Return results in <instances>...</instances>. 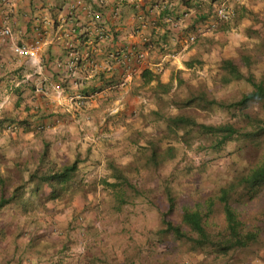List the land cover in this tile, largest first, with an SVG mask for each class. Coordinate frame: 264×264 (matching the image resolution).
<instances>
[{
  "label": "crops",
  "instance_id": "obj_1",
  "mask_svg": "<svg viewBox=\"0 0 264 264\" xmlns=\"http://www.w3.org/2000/svg\"><path fill=\"white\" fill-rule=\"evenodd\" d=\"M215 1L0 0V137L10 142L18 129L31 136L34 130H46L61 121L67 125L58 132L107 136L113 122L108 107L121 104V84L130 81L131 75L140 80L141 72L149 69L162 73L165 82L170 80L164 78L166 75L194 69L196 63L191 67L186 64L195 53L190 46L208 34L199 28L213 18L199 23L197 16L208 6L213 13ZM253 1L261 0L231 3L236 10L232 19H253L257 13L251 6ZM3 29L9 34L1 35ZM192 35L195 41L189 45ZM36 42V59L14 51ZM73 56L77 58L74 64ZM172 82L175 85V79ZM113 87L120 90L116 99L106 97V91ZM75 94L86 97L84 111L77 115L74 111L78 109L69 98ZM115 194H68L59 202L47 203L46 213H51L56 226H48L46 233L53 232L59 240L39 242L35 256L24 258L23 263L143 264L140 256L147 248L145 242L133 236L121 242V232L127 233L129 225L124 231L113 226L105 232L100 217L96 218L107 208L98 205L108 199L114 203L109 211L114 216L120 212L121 206L115 207ZM77 215L82 222L74 226ZM208 263L209 258L201 255L186 264Z\"/></svg>",
  "mask_w": 264,
  "mask_h": 264
},
{
  "label": "rangeland",
  "instance_id": "obj_2",
  "mask_svg": "<svg viewBox=\"0 0 264 264\" xmlns=\"http://www.w3.org/2000/svg\"><path fill=\"white\" fill-rule=\"evenodd\" d=\"M261 1L252 2V8L257 12L256 15L253 14L255 16L253 19L233 18L228 23L218 24L211 31L204 30L208 34L198 38L190 46L195 50L189 58V62L196 63L194 69L181 73V78L187 85L207 90L210 96L225 102L238 99L250 90L249 85L244 81L232 82L225 86L214 83V66L224 58L234 59L239 63V57L243 54L255 55L257 62L249 68L240 64V70L244 75H251L254 79L264 82V52L261 49L264 44V4H261ZM209 7L205 9L206 12L208 10L211 12ZM234 7L235 5L232 8ZM249 25L255 30L256 35L248 37L243 33L242 29ZM161 75L163 78L162 73ZM164 78L173 81L174 75H166ZM128 84L130 86L127 88ZM183 87L181 86L177 93L180 98L184 96ZM145 90L134 75L130 76V81L128 80L126 84H121V104L108 107L109 112L111 111L109 117L113 116V122L110 123L107 132L104 131L107 136L97 138L90 135L82 136L75 131L58 132V128L63 129L67 125V122L61 121L54 127H46V130H34L31 136H24L18 129L17 135L9 140L10 142L0 137V173L4 177H10V181L15 184L19 183L21 177L16 164L36 158L47 144L46 155L57 166L70 163L77 155L82 161L68 182L67 193L62 198L68 194H79L81 197H85L86 194L101 196L115 193L105 184L106 181L115 182L110 177L109 165H112L126 174L128 183L139 190L141 196L133 195L131 190L125 188L129 200L121 205V210L116 216L112 214L114 212L109 211L114 204L112 200L100 202L98 206L107 208L105 212L102 209L98 215L96 214V218L100 217L101 228L105 232L113 226L116 230L122 228L124 231L125 226L129 225L127 233L121 232V242H126L127 236L145 242L147 248L140 256L143 264H186L196 260L197 256L204 255L210 258L211 255L207 251H190L187 245L175 241L172 236L161 238L154 232L161 227L162 214L167 210L164 188H172L177 207L192 203L225 184L237 170L255 163L257 152L250 146L249 141L242 139L230 140L222 148L212 150L211 141L203 137L190 136L188 143L173 133L167 137L162 120L158 116L187 114L200 123L214 126L224 123L243 126L244 123L223 111L206 113L194 105L179 107L171 103L164 104L148 97ZM106 92V97L116 99L120 90L113 87ZM85 105L86 102L82 109L74 111L75 114L83 112ZM246 111L264 119V103L252 104ZM161 136L163 138L157 142L158 149L164 150L168 146H175L176 156L157 169L143 167L147 140ZM185 138L188 137L185 135ZM49 192V188L44 185L38 198L33 197L32 201L46 200ZM28 196L30 194L24 192L16 201L0 210V264H24L23 259L34 255L39 242L59 240L53 237V232H49L48 235L46 233L48 226L54 229L56 224L51 213H46L45 206L44 209H40L39 203L36 202L35 207L39 210L21 209L20 204ZM62 198L48 200L44 205L47 203L51 205L56 200L59 202ZM115 207L120 206L115 202ZM92 209L93 207H90L89 211L92 212ZM246 211L248 214L256 212L257 205L246 208ZM80 219L81 216L77 215L74 226L82 222ZM168 219L178 223L180 220L178 211ZM261 227L263 234L258 242L259 251L251 256L247 263L259 261V264H264V224H261ZM130 230L132 232H129ZM149 243H152L151 248ZM241 256L238 253L228 259V262L242 264L239 258L245 256Z\"/></svg>",
  "mask_w": 264,
  "mask_h": 264
},
{
  "label": "trees",
  "instance_id": "obj_3",
  "mask_svg": "<svg viewBox=\"0 0 264 264\" xmlns=\"http://www.w3.org/2000/svg\"><path fill=\"white\" fill-rule=\"evenodd\" d=\"M233 11L236 14L235 8ZM212 15V11L208 10L198 15L197 21L207 22ZM244 33L248 37L256 35L250 25L244 28ZM261 49L264 52V44ZM256 62L255 55L243 54L239 57V63L234 59L224 58L215 64L214 83L225 86L232 82L244 81L250 87V90L238 99L228 102L210 96L207 90L187 85L181 78L180 70L174 75L175 85L172 80L163 82L159 73L149 69L143 70L139 77L141 87L146 89L148 97L154 100L179 107L194 105L206 113L223 111L244 123L243 126H236L234 123L214 126L200 123L187 114L158 116L162 120L167 137L173 133L185 143H188L190 136L203 137L211 141L212 150L222 148L230 140L242 139L249 141L250 146L257 152L255 163L237 170L225 184L192 203L177 207L172 188H164L167 210L162 214L161 227L154 232L161 238L172 236L175 241L187 245L190 251H207L211 255L208 264L227 263L228 259L238 253L245 256L239 258L240 263L245 264L259 251L258 242L263 234L261 224H264V119L246 110L252 104L264 103V82L254 79L251 75H244L240 70V64L249 68ZM186 64L188 67L193 65L192 62ZM151 83L152 85H149ZM181 86H184L185 90L182 98L177 95ZM83 107L75 108L79 110ZM179 132H181L180 135ZM163 136L147 140L143 154L145 156L143 167L157 169L176 156L175 146H168L164 150L158 149L157 142ZM47 152L48 145L45 144L36 158L16 164L21 177V181L17 184L10 181V177H4L0 173V210L16 201L24 192L30 196L20 204L22 210L36 208V202L39 203L40 209H44L46 201L62 198L67 193L68 182L82 161L77 155L70 163L57 166L49 160ZM109 166L110 177L115 182H105V184L115 191L117 196L115 202L119 206L129 200L125 188L131 190L133 195L141 196V192L128 183L125 173L112 165ZM44 185L50 190L46 200L33 202L32 199L38 198ZM9 188L11 189L7 190ZM253 205H257V211L248 214L246 208ZM39 208L36 209L39 210ZM176 211L180 219L178 223L168 219Z\"/></svg>",
  "mask_w": 264,
  "mask_h": 264
},
{
  "label": "built area",
  "instance_id": "obj_4",
  "mask_svg": "<svg viewBox=\"0 0 264 264\" xmlns=\"http://www.w3.org/2000/svg\"><path fill=\"white\" fill-rule=\"evenodd\" d=\"M245 0H216L214 2V6H213V15H212V20L211 22L206 26L203 25L202 27H200L199 29L202 30H213L217 27L218 24L220 23H228L229 21H231L233 15H234V11L233 8L231 6V3H242ZM9 34V30L7 29H3V31H1V35H8ZM195 41V36H189L187 43L190 45ZM38 50H39V42H36L35 44L29 46V47H24V46H20V47H16L14 49L15 53L19 56H25V57H29L32 59H36L37 58V54H38ZM140 56V55H139ZM73 61L72 63L74 64L75 61L77 60L76 56H73ZM70 101L71 103L74 105V107L78 108V107H83L85 102H86V97L80 94H75L73 96L70 97ZM17 127L13 126L11 128V130H16Z\"/></svg>",
  "mask_w": 264,
  "mask_h": 264
}]
</instances>
